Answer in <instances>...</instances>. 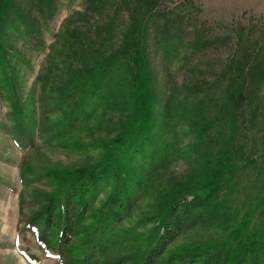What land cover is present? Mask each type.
Masks as SVG:
<instances>
[{
    "label": "rangeland",
    "instance_id": "1",
    "mask_svg": "<svg viewBox=\"0 0 264 264\" xmlns=\"http://www.w3.org/2000/svg\"><path fill=\"white\" fill-rule=\"evenodd\" d=\"M13 1L36 28L35 37L27 41L23 34L9 29L4 33L0 27V62L5 73L18 81L22 103L30 101L38 108L42 90L35 79L38 74L46 75V90L57 95L51 90L72 84L87 71L108 69L109 63L120 68L105 83L107 95L94 118L69 139V147L79 151L65 150L58 144L45 146L40 129H35L34 145L19 148L8 128L10 106L0 94V123L7 127L0 128V264H58L52 255H45L26 228L28 216L35 210L31 193L36 189L48 192L52 189L49 183H57V177L96 167L104 160L117 166L115 162L125 148L130 153L126 162L136 178L138 175L143 180L121 174L118 184L140 182L151 189L138 197L137 208L124 221L125 227L139 221L148 204L159 207L163 201L158 199L164 200L161 196L169 192V186L180 184L186 194L204 192L215 174L216 189L210 192L224 204V220L217 228L181 233L170 248L223 244L231 254L230 261L244 255L249 264H264V81L253 121L248 100H243L237 118L222 105L227 85L223 76L235 72L234 66L241 63L244 72L249 69V74L259 75L264 68V13L259 10L264 0H156L153 7L159 20L145 22L143 52L137 57L131 53L140 46L137 36L130 44V57L111 54L122 47L128 31L124 0H97L102 3L99 6L94 0ZM145 2L151 1L131 0V7L138 10ZM135 15V20L138 16L144 19ZM165 28L167 32L162 34ZM168 34L178 38L168 47L170 55L175 48L172 56L166 58L163 47ZM56 47L58 53L49 66L46 55ZM134 62L143 65L136 67L137 71L143 69L142 91L133 77ZM144 94L152 95L151 107L143 104ZM72 109L73 104H66L64 111H55L44 121L49 124ZM24 129L28 130L25 120ZM141 134L143 151L135 143ZM229 137L241 141L243 147L225 155L226 164L214 173V168H209ZM164 154L161 170L147 176L143 168ZM24 159L27 187L20 171ZM115 181L101 191L95 206L107 198ZM22 193L23 201H19ZM150 227L143 226L141 231ZM22 252L37 261L29 262Z\"/></svg>",
    "mask_w": 264,
    "mask_h": 264
},
{
    "label": "trees",
    "instance_id": "2",
    "mask_svg": "<svg viewBox=\"0 0 264 264\" xmlns=\"http://www.w3.org/2000/svg\"><path fill=\"white\" fill-rule=\"evenodd\" d=\"M98 1L103 2V0ZM98 1L94 0V3L99 6L102 3H97ZM150 1V3L146 1L144 5H140L138 10L131 7V0L123 1L129 17L128 31L123 37L122 47L113 51L112 55L129 56V47L134 42L135 36L140 41L141 50L134 49L131 53L133 57H137L143 52L142 39L146 31L145 22L159 20L158 14H155L158 11H155L153 7L156 0ZM94 3L92 4L95 5ZM15 6L13 0H0V27L4 29L2 30L4 33L5 29L21 33L29 41L35 37L36 30L34 29L36 28ZM52 8H54V3H51L50 9ZM90 8H92L91 5ZM135 13L144 19L138 16V20H135ZM11 21H15L16 25ZM166 32L165 28L162 34ZM177 38V36L167 35L163 47L166 58L172 56L175 48L172 49L170 55L168 47L173 45ZM37 43L40 46L44 45L41 40ZM32 47L36 48L35 45ZM57 53L56 47L53 53L46 55L49 66ZM109 64L108 69L99 72L87 71L72 84L51 90V92L58 93L57 95L46 90L48 86L46 75H36L35 79L42 88L38 97L40 98L39 106L36 109L30 101L28 104L21 102L18 95V81L15 80L14 75L8 76L5 73L0 62V75H2L0 76L2 97H0L8 101L10 106L7 117L11 127L8 128L12 132L16 145L25 150L34 145L35 129H40L43 136L42 143L45 146L53 144L65 150L79 151L76 147H69V139L90 123L98 106L105 100L107 95L105 83L111 80L117 67L120 68L119 65ZM132 66L133 77L138 79V85L142 87V91L145 86L141 78L143 69L138 71L136 69V67L143 66L142 62H136V64L134 62ZM234 71L223 76L227 85L222 93V105L226 104L227 111H231V115L237 118L243 100H248L251 107L249 109L251 122L255 119V112L258 110L256 102L261 81H264V68L260 71V75L258 73L249 74L250 70L244 72L240 63L234 66ZM102 80L105 82L103 83ZM89 86L87 94L83 96L84 90ZM151 96L147 97L144 94L141 97L143 104L146 106L150 104L151 107ZM66 104H73V109L64 117L53 120L49 124L44 121L53 112L62 109L64 111ZM24 120L28 130L24 129ZM0 128L6 129L7 127L0 123ZM44 133L48 135L44 136ZM143 138L144 135L141 134L135 141L141 151L143 150L140 142ZM242 147L241 141L237 143L233 138H227L225 143L220 145L222 152L212 162L209 169L214 168V173H218L227 162L225 155L235 154ZM129 155L128 149L125 148L115 162L117 166L107 165L104 160L102 162L104 164L101 163L96 167L74 170L67 175L57 177V183H49L52 189L48 192L36 189L33 191L35 193H31V205L35 210L28 216L26 228L32 232L46 256L52 255L58 264H249L244 255H238L236 259L230 261L228 254L230 256L231 254L227 246L223 244L199 248L185 246L170 248L181 233L193 229L217 228L224 220L226 215L224 204L210 192L216 189L215 174H213L215 179L210 180L207 191L204 192L186 194L181 190L184 186L180 184L175 188L169 186V192L161 196L164 200L158 199L159 202L163 201L159 207L153 205L154 203L148 204V211L140 215L139 221L131 228L125 227L124 221L128 220L137 208L138 197L150 193L151 190L147 186L143 187L144 184L140 182L134 185L127 182L122 185L118 184L117 181H120L121 174L125 175V178L128 176L134 180H143V178L138 179V175L136 178L131 166L126 162V157ZM164 156L159 161L153 160L148 167L143 166L147 176L157 174L158 170H161V164L166 158L165 154ZM26 165L24 159L21 162L20 171L25 187L28 185L25 176ZM121 170L124 173H120ZM115 178L113 190L104 201L95 206L98 195L104 188L111 185ZM20 196L19 201H23V193ZM87 219L90 221L88 222ZM148 224H151V227L141 231V227ZM22 254L29 262L37 261V259L31 260L25 252Z\"/></svg>",
    "mask_w": 264,
    "mask_h": 264
},
{
    "label": "crops",
    "instance_id": "3",
    "mask_svg": "<svg viewBox=\"0 0 264 264\" xmlns=\"http://www.w3.org/2000/svg\"><path fill=\"white\" fill-rule=\"evenodd\" d=\"M257 1L260 2V0H257ZM259 10H260V13H264V7H260Z\"/></svg>",
    "mask_w": 264,
    "mask_h": 264
}]
</instances>
